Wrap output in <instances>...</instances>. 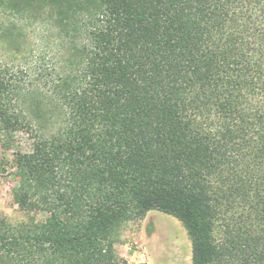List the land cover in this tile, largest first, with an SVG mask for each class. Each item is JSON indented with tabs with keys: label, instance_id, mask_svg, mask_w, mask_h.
Instances as JSON below:
<instances>
[{
	"label": "trees",
	"instance_id": "obj_1",
	"mask_svg": "<svg viewBox=\"0 0 264 264\" xmlns=\"http://www.w3.org/2000/svg\"><path fill=\"white\" fill-rule=\"evenodd\" d=\"M33 2L63 62L40 66V118L0 74L32 214L0 218V264H130L114 231L150 210L185 223L192 264H264V0Z\"/></svg>",
	"mask_w": 264,
	"mask_h": 264
},
{
	"label": "rangeland",
	"instance_id": "obj_2",
	"mask_svg": "<svg viewBox=\"0 0 264 264\" xmlns=\"http://www.w3.org/2000/svg\"><path fill=\"white\" fill-rule=\"evenodd\" d=\"M33 1L0 0V74L5 80L3 95L10 99L20 93L16 101L19 100L21 107L26 103L24 109L39 117L41 110H45L41 107L47 108L46 103H49L42 95L47 88L44 78L47 75L40 74V66L48 62L54 70L61 66L63 53L60 48L65 39L56 21L48 20L45 14L50 13V8L42 4L35 6ZM34 100L40 103L36 108L29 106ZM30 144L26 132L9 133L0 120V218L16 224L29 220L32 214L23 210L16 200L19 177L14 174L12 160L14 153L27 151ZM114 232L116 251L130 264L193 262V242L188 229L173 214L150 210L143 217L121 222Z\"/></svg>",
	"mask_w": 264,
	"mask_h": 264
}]
</instances>
